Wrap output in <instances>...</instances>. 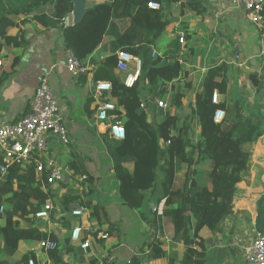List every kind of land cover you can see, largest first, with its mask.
Returning <instances> with one entry per match:
<instances>
[{
  "label": "trees",
  "instance_id": "16d2710c",
  "mask_svg": "<svg viewBox=\"0 0 264 264\" xmlns=\"http://www.w3.org/2000/svg\"><path fill=\"white\" fill-rule=\"evenodd\" d=\"M150 4H157L159 8L152 9ZM175 4H179L182 15L184 5L181 0H105L88 8L84 21L65 27L62 35L66 51L84 64L104 39L110 38V56L93 63L95 70L90 83L92 92L97 82L105 81L111 85L104 100L115 101L111 121H119L124 127L122 140L108 136L107 124L98 127L99 139L118 182V195L126 208L135 210L141 221L149 222L158 233L162 231V221L169 220L170 240L180 238L185 250L183 259L176 264H203L206 238L202 231L215 235L220 231L221 223L232 214L235 187L248 169L251 150L261 135V122L258 117L254 119L247 114L234 98L236 88L223 63L207 71L202 91L195 96L189 116L180 119L166 111L163 118H157L154 113L152 120L148 119L145 106L141 107L142 90L148 93L151 102L154 98L163 100L168 95L165 84L184 77L182 56L152 55L162 35L168 30L173 32L170 9ZM186 4L196 15L206 11L198 0H187ZM73 12L72 0H0V52L3 47L18 49L27 46V24L38 31L53 30ZM262 15L264 22V10ZM14 30L15 34H11ZM260 34H264V29ZM168 49H176L174 41L169 43ZM119 51L141 61L139 73L131 86H126L123 76L116 72V53ZM18 62L19 57H15L10 72L0 73V87L13 74ZM250 79L256 87V78L251 75ZM215 92L222 97L217 104L212 103ZM170 96L168 108L179 109L183 95ZM85 103L84 111L93 120L95 110H90L94 103L92 96ZM230 106L234 112L231 121L227 116ZM217 111L225 113L219 123L214 121ZM193 121L199 128L196 142L190 139ZM177 162L186 166L180 188L174 187ZM202 162L209 166V171L207 182L201 185L196 179V167ZM67 163L75 174L87 175L89 191L93 179L81 159L73 156ZM43 181L46 182V175L39 177L33 162H14L5 179L0 181V207H3L0 213V264H11L10 259L21 241H51L58 245L53 234L35 226L23 228L20 222L39 212L48 199L54 201L49 191H43ZM61 197L65 209L72 203L81 202L93 209L92 218L97 217L98 209L90 202H82L75 196ZM151 200L155 203L154 208L148 206ZM162 201L164 209L158 213L157 206ZM256 213L255 230L264 234V194L257 201ZM115 228V225H109L110 231ZM107 239L106 236L100 243L107 242ZM70 243L69 236L65 246ZM162 245L154 235L139 250L150 249L149 259H159L164 256ZM70 251L71 247L64 254ZM62 255L59 245L48 251L54 264H63ZM29 260L35 262L32 253L22 256L14 264H28ZM169 264L174 263L170 261Z\"/></svg>",
  "mask_w": 264,
  "mask_h": 264
},
{
  "label": "crops",
  "instance_id": "0c3cea01",
  "mask_svg": "<svg viewBox=\"0 0 264 264\" xmlns=\"http://www.w3.org/2000/svg\"><path fill=\"white\" fill-rule=\"evenodd\" d=\"M198 1L206 9L202 15H196L187 6V0H181L184 5L182 15L179 4L171 7L170 20L173 32L170 30L165 32L154 47L160 56H182L181 68L184 77L166 83L168 95L163 98L168 104L170 95L180 93L183 95L182 106L179 109L168 107L166 110L157 109L144 90L140 93V98L149 120H152L154 113L157 118H163L166 111L183 119L191 114L194 98L202 91L207 71L222 63L227 66L231 83L236 88L234 98L244 107L247 114L254 119L259 118L261 135L251 150L248 169L235 187L232 214L221 223L220 231L215 235H211L207 230L202 231L206 238V258L203 264H243L240 256L253 238L256 204L264 194V57L261 56L264 53V34H260L248 22L244 11L232 5L229 0ZM104 2L105 0H72L74 9L82 7L85 13L88 8ZM64 28L60 26L53 30L38 31L33 25L27 24L25 29L28 44L25 48L1 49L0 73L10 72L15 57H19V62L13 74L0 87V124L14 122L25 115L29 111L35 89L40 80L45 79L58 101L70 136L67 148L52 143L49 145L47 155L61 164L67 163L70 155L71 158L76 156L83 161L93 179L85 200L97 207L98 214L97 217L91 218L93 211L91 208L90 214L76 220L69 215L75 204L72 203L65 209L64 198L54 196L55 202H52L51 211L53 214L51 213L48 223H35L34 226L56 237L63 254L60 258L63 264H169L170 261L174 264L179 263L185 250L180 238L170 240L172 231L169 220L162 221V231L158 233L149 222L141 221L135 210H128L122 204L117 190L118 182L113 179L111 162L101 141L111 177L105 179L97 176L94 164L98 163L95 162L93 146L95 143L90 144L88 137L93 136L94 142L97 141L95 136L99 138V124L96 111L93 120H90L84 111L85 100L92 95L90 78L74 79L66 72V49L62 35ZM11 34H15V30L11 31ZM179 35H183L184 38L186 36L187 39L183 38V42L180 43ZM171 41H174L176 49H168ZM109 43L110 38L106 37L88 59L86 64L93 68V72L95 70L93 63L102 62L110 56ZM236 53L241 57L240 66L234 62ZM129 71L128 76H131L134 82L138 73L133 66ZM251 75L257 80L256 87L252 85ZM219 97L220 102L222 97L220 95ZM112 102L115 104L114 100ZM90 110H96L95 102L91 104ZM227 116L228 120H233L232 106L229 107ZM191 129L190 139L196 142L199 128L195 121L191 123ZM204 164L202 162L196 167V179L201 185L208 180L209 166L206 164L208 168L206 174H202L203 177L197 168ZM185 172L186 166L177 162L175 188L181 187ZM109 183L112 188L107 187ZM99 188L103 190L99 192ZM148 206L154 208V201L151 200ZM163 209L164 201L158 204V213ZM20 222L23 228L33 227L29 223V218ZM76 224L82 228L80 239L90 238V247L85 252L72 241L69 246H65ZM109 225H115V230L110 231ZM101 233L107 236V242L100 243L103 239L100 238ZM93 234L96 236L93 237ZM154 235L163 243L161 248L164 256L159 259H149L150 249L144 248L142 252L139 250ZM70 247L71 251L64 254ZM29 253L33 254L36 264H54L49 259L48 252L41 249L40 242L31 241L19 242L17 252L10 259V263H16Z\"/></svg>",
  "mask_w": 264,
  "mask_h": 264
},
{
  "label": "built area",
  "instance_id": "2783aa9c",
  "mask_svg": "<svg viewBox=\"0 0 264 264\" xmlns=\"http://www.w3.org/2000/svg\"><path fill=\"white\" fill-rule=\"evenodd\" d=\"M232 5L240 7L246 16L248 22L259 32L264 29L263 10L264 0H229ZM150 8L158 9L157 4H150ZM73 25V13L64 19L61 26L68 27ZM183 35H179V42H183ZM152 55H156L153 51ZM262 58L264 53L261 54ZM116 72L127 73L133 66L136 73H139L141 61L134 58L131 54L123 51L116 53ZM241 57L238 53L234 55V62L240 66ZM1 66V62H0ZM65 69L70 77L77 79L79 77L91 78L93 68L89 65L79 62L74 55L66 51ZM131 76L126 77L124 84L131 86ZM111 91V85L108 82L100 81L95 84L92 92V98L96 105V119L98 124H107L108 136L115 140H122L125 137L124 127L121 122L111 121V113L115 111L116 105L112 100L105 101L104 96ZM220 97L217 92L212 96V103H219ZM157 109L166 110L167 102L154 98ZM144 108V104H141ZM224 112L217 111L214 115V121L219 123L224 118ZM58 143L59 146L67 148L70 144V136L64 120L58 101L51 91L48 82L41 79L29 104V111L14 122L0 124V153L2 154V163L0 165V181L5 179L10 166L16 163L33 162L39 177L46 175V182H42V189L45 193L49 191L51 196L67 195L78 197L85 202V195L88 191L87 175H78L68 163L61 164L54 158L48 157L49 145ZM75 206L69 211L70 217L79 220L90 214L91 210L84 203L75 202ZM52 200L48 199L42 209L35 215L29 217L31 226L38 223H48L52 211ZM3 207H0V213ZM82 228L77 224L73 227L70 239L76 243L79 249L85 252L90 247L89 237L80 239ZM100 238L105 239V234H100ZM57 244L51 241L40 242V247L45 252L57 248ZM244 264H264V234L253 233L251 243L245 248L241 256ZM28 264H36L29 260Z\"/></svg>",
  "mask_w": 264,
  "mask_h": 264
},
{
  "label": "rangeland",
  "instance_id": "374dc122",
  "mask_svg": "<svg viewBox=\"0 0 264 264\" xmlns=\"http://www.w3.org/2000/svg\"><path fill=\"white\" fill-rule=\"evenodd\" d=\"M131 73H132V71H131ZM130 74V71L129 72H127V73H122V76H123V79H125V77L126 76H128ZM89 138V141L91 142L90 144H94L95 143V145H93L94 146V152H95V162L96 161H98V163H94L95 164V166L97 167V166H99L98 167V169L95 167V170L97 171V176H99V177H102V178H105V179H107V178H109V177H111V172L109 171V166H108V160H107V158H106V153L104 152V150H103V148H101V144H100V140H99V138L98 137H96L95 136V138L97 139V141L96 142H94V137L92 136V137H88ZM78 156V155H77ZM73 157V156H72ZM70 159H71V155H70ZM82 161V160H81ZM83 162V161H82ZM85 167V166H84ZM207 166H206V164H204V165H202L201 167H199V168H197L198 169V171H199V173H200V175H201V177H203L202 176V174L203 175H205L206 174V171H207ZM86 169V168H85ZM110 179V178H109ZM113 179H114V181L116 180L115 179V177H113ZM107 187H111V184L109 183L108 185H107ZM112 188V187H111ZM103 189L101 188H99L98 189V191L100 192V191H102ZM128 209V208H127ZM129 210V209H128ZM132 211V210H131ZM92 214H93V211H92V213H91V215H90V217L92 218ZM98 214V213H97ZM112 218V217H111ZM135 219H136V216H135ZM242 256V255H241ZM241 256H240V260H241ZM241 262H242V260H241ZM243 263V262H242ZM244 264V263H243Z\"/></svg>",
  "mask_w": 264,
  "mask_h": 264
},
{
  "label": "water",
  "instance_id": "95a60500",
  "mask_svg": "<svg viewBox=\"0 0 264 264\" xmlns=\"http://www.w3.org/2000/svg\"><path fill=\"white\" fill-rule=\"evenodd\" d=\"M85 14L82 7L75 8L73 12V25L81 24L85 19Z\"/></svg>",
  "mask_w": 264,
  "mask_h": 264
}]
</instances>
